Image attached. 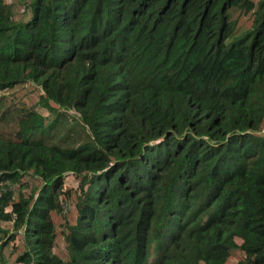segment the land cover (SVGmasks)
Segmentation results:
<instances>
[{
    "label": "trees",
    "instance_id": "obj_1",
    "mask_svg": "<svg viewBox=\"0 0 264 264\" xmlns=\"http://www.w3.org/2000/svg\"><path fill=\"white\" fill-rule=\"evenodd\" d=\"M0 264H264V0H0Z\"/></svg>",
    "mask_w": 264,
    "mask_h": 264
},
{
    "label": "rangeland",
    "instance_id": "obj_2",
    "mask_svg": "<svg viewBox=\"0 0 264 264\" xmlns=\"http://www.w3.org/2000/svg\"><path fill=\"white\" fill-rule=\"evenodd\" d=\"M20 1V0H19Z\"/></svg>",
    "mask_w": 264,
    "mask_h": 264
}]
</instances>
